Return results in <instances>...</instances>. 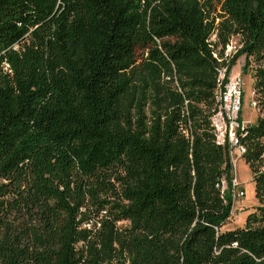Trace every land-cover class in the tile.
<instances>
[{"label":"trees","instance_id":"obj_1","mask_svg":"<svg viewBox=\"0 0 264 264\" xmlns=\"http://www.w3.org/2000/svg\"><path fill=\"white\" fill-rule=\"evenodd\" d=\"M240 56L260 205L231 229L210 117ZM0 264H264V0H0Z\"/></svg>","mask_w":264,"mask_h":264},{"label":"built area","instance_id":"obj_2","mask_svg":"<svg viewBox=\"0 0 264 264\" xmlns=\"http://www.w3.org/2000/svg\"><path fill=\"white\" fill-rule=\"evenodd\" d=\"M238 47H234L232 41L226 45L223 51V58L228 62L235 53ZM219 87L215 92V107L210 117V124L215 138V143L221 147H227L232 165V178L228 186L225 180H221V194H229L231 197L230 219L236 217V214L244 212L242 206L234 208L233 206L238 199H242L245 194L243 188L238 184L235 177V163L239 158H243L246 153V146L240 141L239 133L242 132L240 118L241 103H242V86L243 80L241 73L232 74V68L228 71L225 66L220 67L218 71ZM254 98V93L252 92ZM251 106L255 107L256 103L253 100Z\"/></svg>","mask_w":264,"mask_h":264},{"label":"rangeland","instance_id":"obj_3","mask_svg":"<svg viewBox=\"0 0 264 264\" xmlns=\"http://www.w3.org/2000/svg\"><path fill=\"white\" fill-rule=\"evenodd\" d=\"M231 41L234 47H238V39L233 38ZM141 55L142 52L138 51V62L142 60ZM244 64V56L238 57L235 65L232 67V74L234 75L235 73L240 72L243 80L240 118L242 125L246 126L249 124H253L256 121L257 110L255 109V107L251 106L254 100L252 96L253 78L250 72L251 70L248 69L243 71ZM235 177L238 181V184L243 188L245 196L242 199H238L236 201L233 206V210L234 208L242 206L244 212L236 214V217L233 216L231 221L225 225L226 228L231 229L243 226L248 214L254 212V210L260 205L253 182L254 174L249 164L243 158H239L235 163Z\"/></svg>","mask_w":264,"mask_h":264}]
</instances>
